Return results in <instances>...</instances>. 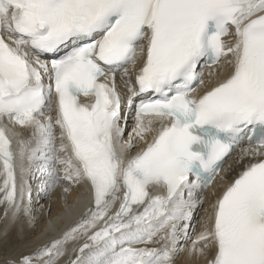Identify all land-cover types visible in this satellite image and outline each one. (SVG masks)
Returning a JSON list of instances; mask_svg holds the SVG:
<instances>
[{"label":"snow or ice","instance_id":"6c2138e0","mask_svg":"<svg viewBox=\"0 0 264 264\" xmlns=\"http://www.w3.org/2000/svg\"><path fill=\"white\" fill-rule=\"evenodd\" d=\"M34 183L89 203L0 264H264V0H0L13 220Z\"/></svg>","mask_w":264,"mask_h":264},{"label":"bare ground","instance_id":"6f19581e","mask_svg":"<svg viewBox=\"0 0 264 264\" xmlns=\"http://www.w3.org/2000/svg\"><path fill=\"white\" fill-rule=\"evenodd\" d=\"M141 146H143L142 143L139 144L136 149H133V151L138 150V148ZM238 151L239 149L237 150V152ZM235 159L236 154H233L228 162L224 165V167L226 168L228 164L232 163ZM231 175L232 174H229V179H231ZM218 180L219 177L217 178V181ZM217 181H214L213 185L210 186L205 193V208L209 206V202L212 199V192L220 191V187ZM80 193L85 194L78 198ZM68 202L74 205L70 213L66 208L65 200L60 189H56L50 197L38 198L36 195L34 183L31 205L34 220L32 223H29L23 216L19 217V222L22 223V232L25 233L24 235H22V239L20 240L16 235V230L18 229H16V226H12V223L15 220H13L10 212L6 215L5 206L0 205V261H3L8 257L19 256L22 253H29L38 246L58 237L61 230L83 212L84 208L89 203V198L87 193L83 191L82 188H77L69 196ZM42 206L43 209L48 208L47 214L46 210L42 209L41 211H38V209H40ZM201 215H203V210L200 211V216ZM46 217H48V220L46 219ZM53 222H55L54 228ZM12 227H14L15 229ZM196 231L199 232L198 227ZM8 232H10L11 235L15 234L16 239H18L16 245H11L10 241L9 244L4 242L8 237ZM194 238L195 237L193 236V239ZM190 243V241L187 242L185 244V248L190 247ZM66 259V257L61 258V261H59L58 264H64V261ZM176 264H204V260L203 258H200L197 261H192L188 258L187 252H185L178 257Z\"/></svg>","mask_w":264,"mask_h":264},{"label":"rangeland","instance_id":"374dc122","mask_svg":"<svg viewBox=\"0 0 264 264\" xmlns=\"http://www.w3.org/2000/svg\"><path fill=\"white\" fill-rule=\"evenodd\" d=\"M200 216V212L197 214V219L199 218ZM19 222V217L15 219V221L12 223V226H16V235L18 237V239H22V235H24L25 233L22 232V223ZM18 224V225H17ZM18 226V227H17ZM12 227V228H14ZM15 229V228H14ZM20 230V231H19ZM19 231V232H18ZM13 238V239H12ZM11 239V240H10ZM18 239H16V236L15 234H12L10 232H8V237L7 239L4 241L6 242L7 244H9V241L11 242V245H16V242H18ZM17 240V241H16Z\"/></svg>","mask_w":264,"mask_h":264},{"label":"clouds","instance_id":"9594fccd","mask_svg":"<svg viewBox=\"0 0 264 264\" xmlns=\"http://www.w3.org/2000/svg\"><path fill=\"white\" fill-rule=\"evenodd\" d=\"M33 225V224H32Z\"/></svg>","mask_w":264,"mask_h":264}]
</instances>
